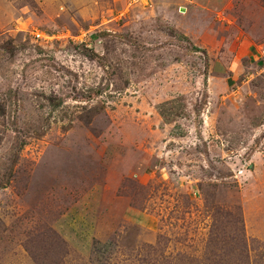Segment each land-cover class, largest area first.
I'll return each mask as SVG.
<instances>
[{"label":"rangeland","instance_id":"1","mask_svg":"<svg viewBox=\"0 0 264 264\" xmlns=\"http://www.w3.org/2000/svg\"><path fill=\"white\" fill-rule=\"evenodd\" d=\"M0 264H264V0H0Z\"/></svg>","mask_w":264,"mask_h":264},{"label":"built area","instance_id":"2","mask_svg":"<svg viewBox=\"0 0 264 264\" xmlns=\"http://www.w3.org/2000/svg\"><path fill=\"white\" fill-rule=\"evenodd\" d=\"M35 37L37 39H45V37L43 35H40V34H35Z\"/></svg>","mask_w":264,"mask_h":264},{"label":"water","instance_id":"3","mask_svg":"<svg viewBox=\"0 0 264 264\" xmlns=\"http://www.w3.org/2000/svg\"><path fill=\"white\" fill-rule=\"evenodd\" d=\"M185 11V9L184 8H180V12H184Z\"/></svg>","mask_w":264,"mask_h":264}]
</instances>
